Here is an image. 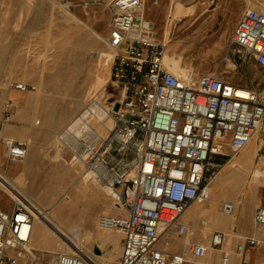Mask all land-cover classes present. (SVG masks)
Returning a JSON list of instances; mask_svg holds the SVG:
<instances>
[{
  "label": "built area",
  "instance_id": "obj_1",
  "mask_svg": "<svg viewBox=\"0 0 264 264\" xmlns=\"http://www.w3.org/2000/svg\"><path fill=\"white\" fill-rule=\"evenodd\" d=\"M146 1L81 0L86 9L98 5L108 13L110 80L120 94L105 109L111 128L103 136L89 131L90 140L77 137L71 160L81 162L87 174L108 190L119 211L100 215L97 221L100 230L122 238L121 255L114 264H214L206 260L211 251H219L217 264H233V255L237 264H264L246 258L249 250L264 246V238L243 236L231 252L222 249L226 235L211 231L201 242L189 244L188 258L158 247L172 230L188 236L189 224L182 215L193 204L208 201L211 184L223 167L221 157L235 156L258 132L264 134V95L252 86L233 84L220 73L186 79L171 72L164 61L167 42L144 15ZM58 4L70 10L76 2ZM230 45L264 66V11L245 8ZM9 87L20 92L36 89L24 82H11ZM116 102L120 106L113 111ZM13 108L11 101L4 103L5 120H10ZM0 156L23 161L27 144L0 136ZM11 199L10 210L0 208V264H97L90 252L57 251L49 257L34 249L32 206L18 194ZM236 207L229 200L220 202L226 216L235 214ZM253 222L264 229V206L255 209ZM204 226L201 221L198 230Z\"/></svg>",
  "mask_w": 264,
  "mask_h": 264
},
{
  "label": "rangeland",
  "instance_id": "obj_2",
  "mask_svg": "<svg viewBox=\"0 0 264 264\" xmlns=\"http://www.w3.org/2000/svg\"><path fill=\"white\" fill-rule=\"evenodd\" d=\"M202 1L204 0H185L183 2L172 0L175 5L164 15L163 19L168 22L164 34L168 42L166 53H168L170 63L173 65L171 66L174 74L177 75V71H182L184 66L190 67L192 71L187 79L203 73H220L231 83L252 86L264 95V66L258 65L252 58H246L243 54L236 53L230 45L231 36L230 38L190 37V35L184 34L183 30L172 34L169 38V26L176 19L180 20L181 25L193 23L195 24L194 30L199 29L208 13L206 5ZM75 2L76 5L66 11L59 6L57 0L58 25L53 28L48 26L56 34V38H0V129L17 122V128L22 130L19 132L23 134L17 139L27 144V156L23 161H11L0 156L1 161H3L1 170L13 180L16 179L11 177L12 172L22 170L25 175L26 189L35 198L39 195V188L43 183L48 185L54 197L59 198L68 193V195H74L76 194L75 187L81 188L78 205L90 211L92 216L90 221L81 222L79 217L76 219V222L81 224L82 235H86L83 237L82 244L84 251L90 252L95 259H99L104 264H114L121 253L119 244L113 246L111 243L105 244L101 240L109 241L110 238L105 236L108 234H112V236L114 234L119 239L120 235L116 232L99 230L97 221L100 215L111 214L105 210L110 208V205H112V209L116 210V208L112 204L108 190L87 174L81 162L71 160L74 155L73 150L77 149L78 138L85 136L90 140L92 135L88 132L95 130L90 126L80 124L76 126L73 133H69L66 127L76 124L81 118H78L79 115H83L90 103L96 101L97 96L100 97V93H102L103 99L101 98L99 106L104 109L110 107L113 99L119 97L120 89L112 85L110 80L113 50L106 41L107 11L98 5L86 9L81 5V0H75ZM164 2L168 3L170 0H164ZM214 2L217 5L220 0ZM221 2H227L229 6L226 7L225 12L218 15V18L232 28V31L239 20V14L249 4L264 10V0H256L253 3H247L245 0H222ZM177 3H181L192 11L173 19L172 17L176 15ZM232 3L235 5L234 13ZM158 6L153 3V0H147L144 10L145 17L154 21L156 25H159L160 22L158 11H156ZM73 8L80 11L81 18L74 27L70 26L67 20V15ZM218 8H222V6L220 5ZM93 31L99 32L102 40H97ZM64 40L68 44L62 49H58L57 47ZM53 45L56 47L51 48ZM231 64L234 69L230 67ZM11 82H24L28 85H34L36 89L22 92L24 97L14 103L5 96L6 91L11 89L9 87ZM7 100L14 104L10 120L16 111V117L11 122L4 119L3 105ZM85 113L84 116L87 118ZM83 131L87 132L83 133ZM2 137L16 140L12 136ZM224 152L228 153L229 151L226 148ZM232 156L221 157L223 167L232 164L234 160ZM223 167L217 174V176L219 175L218 178L224 173ZM244 180L246 189L255 183L258 194L257 200L253 202L246 200V197L241 199L240 196L243 203L236 207L235 215L237 214L238 217L248 216L249 208L254 202H257L260 207L264 206V149L259 151L257 160L253 161L251 170L244 176ZM32 181H35L36 185L33 186ZM230 194L235 195L236 193L230 189L228 195ZM11 195L7 187L0 184V208H6L9 204L12 207ZM230 197L231 195L222 198L220 202L230 200ZM207 204L204 203L201 206ZM52 205H49V209L52 208ZM194 205L198 204L195 203ZM218 209L221 210L220 203ZM206 221V219L202 220V222ZM253 225H255L254 222ZM198 228V225L193 224L187 237L178 236L172 230L168 235L170 239L163 236L160 244L165 246V249L170 253L188 254L189 250L186 249H188L189 244L193 241L200 242L201 232L195 231ZM91 231L96 232V234L94 235ZM90 236L99 239L92 240ZM233 236L234 234L227 233L226 242L228 244H231L230 238ZM58 239L56 238L58 246L55 247V252L60 251L57 248L59 243H62ZM188 242L190 243L186 246ZM231 246L235 247V244L232 242ZM73 251L76 250L64 248L62 252ZM41 252H46L49 257L54 253L49 252L48 249H42ZM249 255L251 259H256L259 256L264 258V246L249 250Z\"/></svg>",
  "mask_w": 264,
  "mask_h": 264
},
{
  "label": "crops",
  "instance_id": "obj_3",
  "mask_svg": "<svg viewBox=\"0 0 264 264\" xmlns=\"http://www.w3.org/2000/svg\"><path fill=\"white\" fill-rule=\"evenodd\" d=\"M179 1L183 2L185 0H179ZM214 1L216 0L202 1V3L206 5L208 13H207L206 19H204L202 23L200 24L199 29L194 30L195 24L193 23L181 25L179 22L180 20L176 19L169 26V38L170 36H172V34L176 32L179 33L183 30H184V34L190 35V37L203 36V38H230L233 32L232 28L228 27L227 24H224L218 18V15H221L223 12H225L226 7H228L229 5L227 2H221L222 0H220V3L216 5ZM155 5H159L156 11H158V17H159L160 22H159V25H156L155 22L154 21L153 22L157 28L159 38H165L164 34H165V28L167 27V22H166V19H163V18H164L165 13L168 10H170L172 6L175 4L172 2V0H170V2L168 3H165L164 0H158L157 4ZM220 5L222 6V8H218ZM232 11L233 13L235 12L234 3H232ZM57 12H58L57 0H0V38H56L55 37L56 34H54L53 30L52 29L50 30L48 26L50 28L57 27L58 25L57 24L58 23ZM239 12H240V9H239ZM240 15L241 14H239V17ZM67 18H68L67 20L69 21L70 26H73V27L76 26L78 21L81 19L80 11L77 10L76 8H73L72 11H70V14L67 15ZM49 24H51L52 26H50ZM171 65L172 64L170 63L169 66L173 68L172 67L173 65L172 66ZM0 68H1V64H0ZM0 79H1V69H0ZM23 94L24 93L18 92L17 90L9 89L6 91L5 96L9 97L10 100L16 103V101H20L24 97ZM15 117H16V111L14 112L13 118L9 122H11ZM28 118L30 117L28 116ZM16 124L18 123L15 122V124H9L8 126L1 128L0 135L1 136H12L16 140H19L17 139V137L23 134H20L19 131H22V130H19ZM254 148L256 150V154H255L253 161L255 162L258 158L259 151L261 149H264V134H262L261 132L257 133L252 138V140L234 156L233 159L235 160L237 158L239 161L247 160L249 153L253 151ZM11 175H12L11 177L16 179L17 182L18 180L19 182L21 181L20 183L19 182L18 183L21 184L22 188L26 189V184H25V179H24L25 175L22 170L18 172H12ZM225 176L228 177L227 174ZM228 185H229L228 181H225L224 179L218 180L217 176L213 180L211 184L212 186L211 188L213 192V198L217 206L220 203V200L224 198V192L226 193L228 192V190L224 191V188H227ZM232 198H233V195H232ZM258 205L259 204L257 202H254L250 207L248 216L238 217L236 214L233 221L225 220L224 222L225 225L224 223L215 225L211 221L213 220V217H214L211 214H206V215L199 214V216H197L198 218H196L194 221H192V219H188L187 221L183 220V221L186 222L187 224H192V225L196 224L199 226L201 225V221L203 219H206L207 220L206 224L211 229V231L213 230L212 232H222L226 236H227V233L234 234V236L230 239H231V244L233 242V244H235L236 246L240 242V238L242 236L264 238V232H262V230H257L255 226L253 225V214H254L255 209L257 207H260V205L259 206ZM208 207H209V204L204 206L206 210L208 209ZM2 209L10 210L11 206L9 204L8 207L2 208ZM105 210H108V212L111 214L119 213L117 209L116 210L114 208L112 209L111 205H110V208L105 209ZM208 223L210 224L213 223V224L210 225ZM226 223L229 225H227ZM91 232H93L94 235L96 234V232L94 231H91ZM107 237L110 238L109 241H106V239L105 241L101 239L100 240L102 242H105V244L111 243L113 246H115L118 243L120 246V249L122 250L121 236H120V239L114 234L113 236L112 234L111 235L109 234V236ZM90 238L92 240L99 239V238H95V236H90ZM231 244H228L225 241V245L223 246V249L232 248L234 250L235 247H232ZM183 246H184V242H183ZM158 247L161 250L167 251L165 249V246L160 244V241L158 243ZM233 250H230V251L232 252ZM213 252L219 253V251H213ZM248 257L250 258L249 252H248ZM237 260H238L237 257L233 255V264H237ZM253 260L260 261V260H264V258H262V256H259L258 258L253 259Z\"/></svg>",
  "mask_w": 264,
  "mask_h": 264
},
{
  "label": "bare ground",
  "instance_id": "obj_4",
  "mask_svg": "<svg viewBox=\"0 0 264 264\" xmlns=\"http://www.w3.org/2000/svg\"><path fill=\"white\" fill-rule=\"evenodd\" d=\"M249 6H250V8L262 10L259 7L252 5V4H249ZM66 11H68V10H66ZM191 11H192V9H187L181 3H177L176 15L173 16L172 18L173 19L179 18V17H181V16H183V15H185ZM262 11H264V10H262ZM93 33L95 34V37L97 38V40H102V36L99 32L93 31ZM164 41L167 42L166 38L164 39ZM67 44H68V42L64 40L61 45H59V46L57 45L58 46L57 48L62 49V47H65ZM167 44H168V42H167ZM53 47H56V45L55 46L53 45L51 48H53ZM164 61H165L166 67L171 72H173V68H171L169 66L170 65V59L168 57V53L165 54ZM230 67L232 69H234L232 64L230 65ZM181 70L182 71H180V70L177 71V76H179L181 78L187 79V77H189L192 73L190 67L184 66ZM101 95H102V93H100V95H99L100 97L97 96L95 98L96 101L98 102V104L96 102L90 103V106L86 108V110L83 112V115H79L78 118L81 117L80 120H78V122L76 124H74V125L72 124V125L66 127L67 132L73 133L76 126L80 125V124L86 125L87 127L90 126L91 128H94L96 133L99 135H103L108 128H111V126L113 124L112 119L110 118V116L106 115L105 109L102 106H99V103L101 102ZM84 113L87 115V118L84 116ZM90 119H92V120L90 121ZM56 142H58V141H56ZM53 143H55V142H53ZM255 154H256V150L254 148V150L249 153L247 160L239 161L236 158L234 161H232L231 165L229 164L230 166H228V167L224 166L223 167L224 173L218 178V180L224 179L225 181L229 182V185L227 187L229 189L224 188V191L231 189V191H233V193H236L235 195H233V198H231L232 194H230L231 197L229 200V201L233 202L236 206L241 203L240 202V196H241V198H244V199L246 197V200H249L250 202L257 200V194H258L257 190L258 189L256 188L255 183H254V185L249 186V188H247V189L244 186L245 185L244 176L248 172H250ZM226 174H228V177L225 176ZM1 176H2V180H0L1 186L7 187V190L9 192H11V194H12L11 196L13 198L15 196H17V194H18V195H20V197L25 199L29 203L30 206H32L31 207L32 213L34 215L33 234H32L33 239H32V244H31L32 247L36 248L38 251H41L42 249H48L49 252H55L54 251V250H56L55 247L58 246V244H56V238H59L62 243H59V247L57 249H59L60 251L61 250L63 251L64 248H67V250L72 249V250H76V251L87 252V251H84V248L82 245L83 244V237H85L86 235H82V231H80L81 224L78 221L76 222V219H77V217H79L81 222L86 221V220L90 221L92 216H91L90 211H87L86 208L78 205V203H79L78 197H80L79 192H81V190H80L81 188L75 187L76 194L73 193L74 195H72V194L68 195L69 193L67 192L68 193L67 195H64V196L59 198V197H54V195L49 190L48 185L43 183V184H41V187L39 188L40 189L39 195L37 194L38 196L35 198V197H33V195H30L28 193L27 189H24L21 187V184H19L21 181L19 182V180H18V182H19L18 183L16 180L9 178L4 172H2ZM79 178H83V177H79ZM35 183H36L35 181H32L33 186L36 185ZM104 191H105V189H104ZM211 193L212 194L207 201L209 204V207L207 210L204 208V206H201L202 204H198V205L193 204L184 212V214L182 215V220L187 221L188 219H192V221H194L196 218H198L197 216H199V214H205V215L211 214L214 216L213 220H211V221L215 225L216 224H222L225 222V220H232L233 221L235 218V214H233L232 216L224 215L221 212V210L218 209V206L216 205V203L214 201L212 188H211ZM107 194H108V192H107ZM230 195H228V192L227 193L224 192V198H227ZM50 204H53V205H52V208L49 209ZM43 205L46 207H44ZM111 207H112V205H111ZM46 208H48L49 211H47L48 209L46 210ZM206 223H207V221H206ZM213 223H211V224H213ZM208 224H210V223H208ZM190 225L188 226L189 230H192L191 229L192 224H190ZM224 225H225V223H224ZM227 225H229V224H227ZM97 228H98V226H97ZM198 229H196V231L201 232V234H200L201 238H199V241L201 242V239L203 240L204 237H206V234L208 232H211V229L208 227L207 224H206V226L203 227L202 231H200ZM89 234H91V233H89ZM193 235H194V233H193ZM105 236H109V234L105 235ZM189 243L190 242L186 243V246ZM186 250H188V249H186ZM229 250H233V249L231 248ZM184 255H187V258L190 257L188 254H184ZM218 258H219V253L213 252V251L210 252L206 256V260L211 261L214 264H217ZM246 258H249L248 253H246ZM237 259H238V257H237ZM95 262L97 264H104L99 259H95Z\"/></svg>",
  "mask_w": 264,
  "mask_h": 264
},
{
  "label": "water",
  "instance_id": "obj_5",
  "mask_svg": "<svg viewBox=\"0 0 264 264\" xmlns=\"http://www.w3.org/2000/svg\"><path fill=\"white\" fill-rule=\"evenodd\" d=\"M120 104L116 102L113 107V111H117L119 109Z\"/></svg>",
  "mask_w": 264,
  "mask_h": 264
}]
</instances>
